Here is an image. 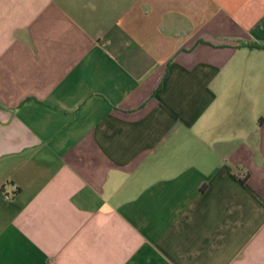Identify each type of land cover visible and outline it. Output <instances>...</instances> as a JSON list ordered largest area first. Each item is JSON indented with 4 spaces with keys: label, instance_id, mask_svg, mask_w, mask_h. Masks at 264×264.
Instances as JSON below:
<instances>
[{
    "label": "crops",
    "instance_id": "crops-1",
    "mask_svg": "<svg viewBox=\"0 0 264 264\" xmlns=\"http://www.w3.org/2000/svg\"><path fill=\"white\" fill-rule=\"evenodd\" d=\"M0 264H264V0H0Z\"/></svg>",
    "mask_w": 264,
    "mask_h": 264
},
{
    "label": "trees",
    "instance_id": "trees-1",
    "mask_svg": "<svg viewBox=\"0 0 264 264\" xmlns=\"http://www.w3.org/2000/svg\"><path fill=\"white\" fill-rule=\"evenodd\" d=\"M253 47H255V45H253Z\"/></svg>",
    "mask_w": 264,
    "mask_h": 264
}]
</instances>
